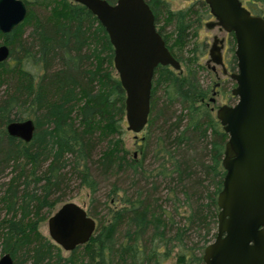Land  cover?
Segmentation results:
<instances>
[{"label": "trees", "instance_id": "obj_1", "mask_svg": "<svg viewBox=\"0 0 264 264\" xmlns=\"http://www.w3.org/2000/svg\"><path fill=\"white\" fill-rule=\"evenodd\" d=\"M21 1L24 21L0 34L9 50L0 63V255L9 253L12 264H161L175 249L176 264H203L205 237L216 223L226 141L199 101L207 89L193 82L200 67L196 47L188 46L208 19L203 1L171 11L162 0H144L184 72L154 70L140 156L134 158L117 136L124 93L103 28L67 0ZM243 6L264 18V0ZM229 41L234 44L233 37ZM26 119L34 125L28 143L6 134V124ZM102 180L109 186L104 202L99 210H86L95 221L92 236L63 256L38 231V222L66 201L64 188L85 186L93 200ZM107 198L119 206H107Z\"/></svg>", "mask_w": 264, "mask_h": 264}, {"label": "water", "instance_id": "obj_2", "mask_svg": "<svg viewBox=\"0 0 264 264\" xmlns=\"http://www.w3.org/2000/svg\"><path fill=\"white\" fill-rule=\"evenodd\" d=\"M83 6L106 33L112 48V66L124 93L126 131H143L149 113L152 75L156 67L174 71L179 63L170 55L154 27L153 15L144 0H67ZM216 27L234 40V87L232 106L216 108L226 141L220 165L224 171L217 192L215 234L201 254L203 264H264V18L250 14L239 0H202ZM27 14L21 0H0V34L22 24ZM218 43V44H217ZM221 40L212 38L207 63L221 67ZM9 50L0 44V63ZM6 134L28 143L34 132L29 119L6 124ZM48 238L63 251L86 243L95 228L94 219L78 204L61 203L46 219ZM0 264H12L9 253Z\"/></svg>", "mask_w": 264, "mask_h": 264}, {"label": "rangeland", "instance_id": "obj_3", "mask_svg": "<svg viewBox=\"0 0 264 264\" xmlns=\"http://www.w3.org/2000/svg\"><path fill=\"white\" fill-rule=\"evenodd\" d=\"M162 1L167 4V6L169 7V9L171 11H178V10L185 9L191 3L194 4L195 0H162ZM239 1L241 2L242 5L245 4V0H239ZM194 10L199 12V7L195 6ZM207 21H208V19L204 20L202 22V24L200 25V27L198 28V30L196 32V36L191 37V39H190L191 43L189 44L188 48H191V44H192V47H194V48L196 47V49H197V52H196L197 57H196L195 61L197 64H199L200 69L194 73V78H193L194 84L197 86H202V87L208 86V88L211 85L213 86L214 83H216V82H221V84H222V87L220 88L218 94L214 97V103L209 104V106L212 107V113H211L212 117H214V113H215L216 108H218L221 105L233 104L236 99L232 98L230 95V89L233 88V84L231 83V80L228 78V76L222 75L220 73L219 67H217V66L215 67L216 71H217L216 75H214L213 72L212 73L209 72V70L207 68H205V63H206V60L208 59L207 50L209 49V45L212 42V37L215 36L218 40L222 39L223 40V48L221 50V56L223 58V63L225 65V68L228 69L227 62H229V60L233 54L234 44H232L230 41H229L230 43L228 42V40H231L230 34H226L223 31H218L216 27H214L212 29H206L203 26L204 25L203 23L207 22ZM168 28L169 27H167L166 30H168ZM199 50L202 51V55H200V56H199ZM196 63H193L192 67H196ZM183 72H184V68L181 66L180 67V73L183 74ZM113 74L116 76L114 69H113ZM0 92H1V89H0ZM206 96L207 97L204 98V102H207V98L209 97V94H207ZM125 127H126V124H125V121L123 118V120L120 122V135H117L118 138L120 137L121 147L126 152L127 157L128 156H132L133 158H134V156L139 157L140 156L139 148L141 145L140 138H142V136L144 135V131H142L138 134H133L131 132L126 131ZM119 178L122 181L124 179V175H120ZM137 178H138V176H137ZM109 180H112V178H110ZM139 183H141V182L139 181ZM121 186L123 188L127 187L125 185V183L123 185L121 184ZM99 188L100 189L94 193L93 200H92L91 194H90L87 187L77 186L76 183H72V185L71 186L69 185L68 188H64V192H66V195H65L66 201L56 203L55 206L52 208L50 214H52L54 212V210L61 203L67 202V201H72V202L78 204L79 206H81L82 208H84L85 210H87L90 206H95V208L97 210H99L100 204L102 202H104V200H105L104 195L109 190V186L107 184V181L106 180L100 181L99 182ZM113 198H111V199L107 198V200L105 201V204L109 207L119 206L120 201L115 200L113 202L112 201ZM46 219H47V217L44 220H41L40 222H38L37 229L42 235L48 237L47 228H46ZM215 226H216V223L214 224V228L212 227L209 234L205 237V239H209V242L212 241L214 238V235H212V234H213V232H215ZM202 242L203 241H201L199 244H201ZM203 247H202V249H203ZM60 251H61V254L63 256H67L69 254L68 251H63L61 248H60ZM201 254H202V250H201ZM175 259H176V256H175V249H174L170 253V256L168 257V259L163 260L161 264H176Z\"/></svg>", "mask_w": 264, "mask_h": 264}, {"label": "flooded vegetation", "instance_id": "obj_4", "mask_svg": "<svg viewBox=\"0 0 264 264\" xmlns=\"http://www.w3.org/2000/svg\"><path fill=\"white\" fill-rule=\"evenodd\" d=\"M191 5H193L192 3L190 4V5H188L186 8H188L189 6H191ZM206 6V5H205ZM207 8V7H206ZM193 10H194V8H193ZM212 17H210V15H209V11H208V21H211L212 22ZM207 21V22H208ZM206 22H204L203 24H205ZM204 26V25H203ZM154 27H155V30H156V32L158 33V32H161L162 31V29L160 28V25H154ZM218 30V29H217ZM219 31V30H218ZM231 35V34H230ZM215 37V36H214ZM231 37H232V35H231ZM213 38V37H212ZM229 41V40H228ZM234 41V40H233ZM211 44H212V42H211ZM211 44L209 45V48L211 47ZM218 44V43H217ZM222 48H223V40L221 39V49H220V54H221V50H222ZM208 51V50H207ZM232 56H233V54H232ZM221 58H222V56H221ZM233 61H235V59L233 60ZM179 63V67L181 66L180 65V62H178ZM222 64H223V68H224V70H225V73H222V69H221V67H219V69H220V73L222 74V75H229L230 73H234L235 71H236V68H235V66H234V68H233V70H230L229 68L228 69H226L225 68V65H224V63H223V58H222ZM227 65H228V62H227ZM234 65H235V62H234ZM168 67V66H167ZM216 67V66H215ZM215 67H213L212 66V64L210 65V63H207V60H206V63H205V68H207L208 70H209V72H213L214 73V75H216V68ZM170 68V67H169ZM231 83L233 84V87H234V83H233V81H231ZM200 88H204V89H207V91H208V94H209V97L207 98V102H204L203 101V98H201L199 101L201 102V103H203L204 104V106L209 110V112L210 113H212V107H210L209 106V104H212V103H214V97L218 94V92H219V90H220V88L222 87V84H221V82H216V83H214V85L212 86H210L209 88H208V86H205V87H202V86H199ZM232 89V88H231ZM230 89V90H231ZM207 97V96H206ZM232 97V96H231ZM232 98H234V97H232ZM234 104V103H233ZM233 104H227L228 106H232ZM135 157V156H134Z\"/></svg>", "mask_w": 264, "mask_h": 264}]
</instances>
